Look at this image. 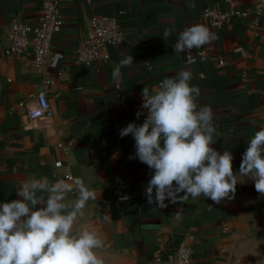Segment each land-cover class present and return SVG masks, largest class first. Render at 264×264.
I'll use <instances>...</instances> for the list:
<instances>
[{"label": "crops", "instance_id": "obj_1", "mask_svg": "<svg viewBox=\"0 0 264 264\" xmlns=\"http://www.w3.org/2000/svg\"><path fill=\"white\" fill-rule=\"evenodd\" d=\"M50 1L59 2L64 22L53 40L52 66L37 68L31 51L8 56L13 19L37 24ZM255 1L0 0V204L21 199L19 188L42 177L72 186L68 201H74L82 181L96 199L88 201L74 232L99 233L104 264H167L184 248L191 250L192 264H264V195L253 180L239 177L235 199L220 204L201 195L173 205L166 200V208L149 205L151 170L130 158L134 138L119 135L129 123L146 119L143 88L152 95L164 79L188 71L200 90L197 105L213 113L211 147L231 152L238 173L249 141L264 127V22L255 25L252 15L213 29L201 14L213 7L230 12L232 5L253 13ZM94 17L117 20L125 40L86 67L75 57ZM194 24L208 27L216 39L177 54L180 33ZM200 51L207 52L205 60L196 56ZM190 53L195 56L188 63ZM127 56L134 57L133 65L113 78ZM48 78L52 116L30 121L21 105L34 108Z\"/></svg>", "mask_w": 264, "mask_h": 264}, {"label": "clouds", "instance_id": "obj_2", "mask_svg": "<svg viewBox=\"0 0 264 264\" xmlns=\"http://www.w3.org/2000/svg\"><path fill=\"white\" fill-rule=\"evenodd\" d=\"M215 39L208 27L194 24L180 33L173 48L180 54ZM133 60V56L121 60L113 78L122 67L132 66ZM191 80V73L182 71L175 79H164L152 95L143 88L141 107L147 110L146 119L141 125L129 123L119 132L121 138L131 135L135 140V155L130 158H138L151 170L145 188L147 203L166 208V200L179 203L203 195L220 204L235 199L239 177H249L264 195V127L249 141L239 172L234 173L232 153L221 154L211 147L216 131L213 113L208 106L197 105L200 90ZM77 183L74 201H68L72 186L42 177L19 188L16 194L21 199L0 204V264H104L98 253L103 246L99 233L74 232L88 201L96 199L94 189Z\"/></svg>", "mask_w": 264, "mask_h": 264}, {"label": "built area", "instance_id": "obj_3", "mask_svg": "<svg viewBox=\"0 0 264 264\" xmlns=\"http://www.w3.org/2000/svg\"><path fill=\"white\" fill-rule=\"evenodd\" d=\"M230 12H224L218 7L206 8L202 14V19L206 20L213 29H221L232 18L249 19L254 16V24L259 21L264 22V0H256L253 13L240 9L235 5ZM63 17L60 12V4L57 1L44 2L43 15L37 24L31 25L19 19H13L9 36L6 54L11 57H21L31 51L34 57V64L37 68H44L55 62L53 52V40L60 34L63 28ZM125 40V35L121 25L117 20L107 17H94L91 23L89 36L79 45L75 63L89 67L102 58L103 50L108 46H119ZM195 55L187 56L188 63ZM200 60L207 57L206 51L196 54ZM225 62L219 61V67H223ZM52 80L46 79L38 92L37 105L29 109L21 105L24 115L30 121H36L52 116L48 93ZM68 179L73 177L67 176ZM118 196H122L121 191H116ZM173 205V203H170ZM167 264H192V252L188 248L180 251L178 257Z\"/></svg>", "mask_w": 264, "mask_h": 264}]
</instances>
